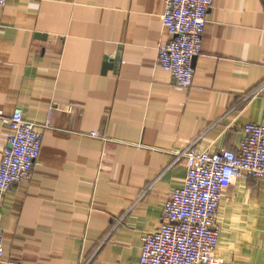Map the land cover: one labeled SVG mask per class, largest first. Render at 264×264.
<instances>
[{
	"label": "crops",
	"instance_id": "crops-1",
	"mask_svg": "<svg viewBox=\"0 0 264 264\" xmlns=\"http://www.w3.org/2000/svg\"><path fill=\"white\" fill-rule=\"evenodd\" d=\"M165 0H7L0 114L41 125L29 180L0 200V264H139L141 237L183 186L175 154L235 150L264 125V0H213L189 88L159 67ZM9 127L0 119V160ZM98 132L100 137H92ZM222 264H264V179L236 178L217 213Z\"/></svg>",
	"mask_w": 264,
	"mask_h": 264
},
{
	"label": "built area",
	"instance_id": "built-area-1",
	"mask_svg": "<svg viewBox=\"0 0 264 264\" xmlns=\"http://www.w3.org/2000/svg\"><path fill=\"white\" fill-rule=\"evenodd\" d=\"M7 0H0V7ZM213 0H165L161 14L168 39L158 48L157 62L170 73L178 89L189 88L195 76L194 60L202 53V38ZM264 88V81L255 92ZM9 127L0 160V200L11 186L29 180L41 149L42 128L24 118L20 108L0 114ZM92 137H100L91 132ZM184 159L183 186L170 192L163 205L160 226L141 237L139 264H222L216 255L219 238L217 213L226 188L239 177L264 179V125L246 123L235 150H197L195 142L177 152L171 162ZM3 254L0 228V258ZM88 262H86L87 264Z\"/></svg>",
	"mask_w": 264,
	"mask_h": 264
}]
</instances>
